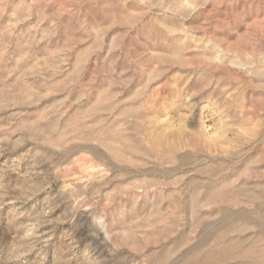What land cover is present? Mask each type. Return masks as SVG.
I'll return each instance as SVG.
<instances>
[{
    "label": "rangeland",
    "instance_id": "374dc122",
    "mask_svg": "<svg viewBox=\"0 0 264 264\" xmlns=\"http://www.w3.org/2000/svg\"><path fill=\"white\" fill-rule=\"evenodd\" d=\"M0 264H264V0H0Z\"/></svg>",
    "mask_w": 264,
    "mask_h": 264
}]
</instances>
